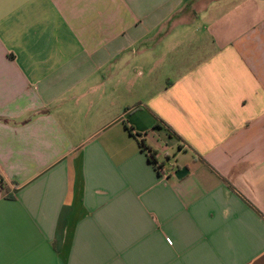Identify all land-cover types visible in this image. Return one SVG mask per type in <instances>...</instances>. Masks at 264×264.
<instances>
[{
    "label": "crops",
    "instance_id": "crops-1",
    "mask_svg": "<svg viewBox=\"0 0 264 264\" xmlns=\"http://www.w3.org/2000/svg\"><path fill=\"white\" fill-rule=\"evenodd\" d=\"M0 181V264H264V0H0Z\"/></svg>",
    "mask_w": 264,
    "mask_h": 264
},
{
    "label": "trees",
    "instance_id": "trees-1",
    "mask_svg": "<svg viewBox=\"0 0 264 264\" xmlns=\"http://www.w3.org/2000/svg\"><path fill=\"white\" fill-rule=\"evenodd\" d=\"M141 145L143 146L142 142H141ZM149 157H150L151 162L154 165H157V162L155 161V158H154V154L152 152L149 153ZM0 191L3 192V193H6V191H7V189L5 188V185L1 181H0ZM6 195H7L8 198H12L11 195H9V194H6Z\"/></svg>",
    "mask_w": 264,
    "mask_h": 264
},
{
    "label": "built area",
    "instance_id": "built-area-1",
    "mask_svg": "<svg viewBox=\"0 0 264 264\" xmlns=\"http://www.w3.org/2000/svg\"><path fill=\"white\" fill-rule=\"evenodd\" d=\"M156 166L158 167L160 174L165 175V172L163 171L162 166H159V165H156Z\"/></svg>",
    "mask_w": 264,
    "mask_h": 264
}]
</instances>
